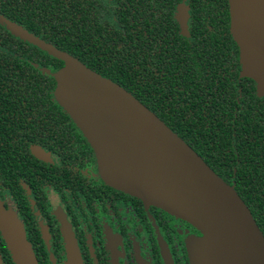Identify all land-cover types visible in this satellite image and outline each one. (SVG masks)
Returning <instances> with one entry per match:
<instances>
[{"label":"flooded vegetation","instance_id":"obj_1","mask_svg":"<svg viewBox=\"0 0 264 264\" xmlns=\"http://www.w3.org/2000/svg\"><path fill=\"white\" fill-rule=\"evenodd\" d=\"M222 2L74 0V13L78 15L81 10L79 16L87 26L101 29V33L91 36L95 38V35L101 34V49L106 52L100 55L92 52L89 59L99 63L94 64L103 78L118 82L124 68L150 69L148 56L157 60L160 55H165L172 63L170 55L159 54L160 50L166 53L171 46H181L189 52L190 45L197 42L196 31L192 27L196 21L202 22L203 26L198 41L207 40V36L218 39L229 35V46L223 50L233 54L235 47L238 61V48L229 31L227 0V24L219 23L224 19L217 13L223 12ZM209 9L216 14L208 15L206 11ZM83 20L77 18L73 25ZM210 20L217 22L214 23L215 31L209 25ZM131 22H134V30L125 32L126 24ZM10 23L27 33L24 26ZM0 25L12 39L10 51L13 57L24 56L23 68L27 73L30 66L29 57H26L27 47L17 49V42L30 43L7 30L1 21ZM0 52L4 53L2 48ZM173 54L180 55V51L174 50ZM142 61H147L144 62L145 68L139 69ZM159 66L155 64V67ZM8 87L9 93L2 100L9 111L12 114L21 115L23 111L28 114L31 98L29 82L27 86L11 83ZM39 98L41 100L37 104L54 109V112L50 110L48 113L49 120L57 111L54 118L57 121L53 120L57 126H32L34 142L14 144L12 140L5 145V149H0V203L4 209L13 212L22 225L36 263L63 264V230L67 228L82 264H189L186 241L199 237V232L188 222L108 186L98 173L94 150L69 115L58 110L57 99L52 94ZM33 123L40 124V121L33 120ZM57 130L61 140H67V144L53 145L50 142ZM42 131L49 134L39 133ZM223 131L229 132L223 138L231 141L222 144L226 151L222 156L233 157L235 169L247 163L248 178L251 180L249 192L253 196L259 186L264 187V149L259 153L261 161L253 157L246 159L243 156L245 152L240 153L239 150L245 146L235 141L232 126ZM227 180L234 183V174ZM253 203H256L254 198ZM0 263L13 264L1 236Z\"/></svg>","mask_w":264,"mask_h":264},{"label":"trees","instance_id":"obj_2","mask_svg":"<svg viewBox=\"0 0 264 264\" xmlns=\"http://www.w3.org/2000/svg\"><path fill=\"white\" fill-rule=\"evenodd\" d=\"M75 4L74 0H0V21L4 25L6 22H14L24 26L27 34L69 55L103 78V74L94 64L97 62L89 59L92 52L97 55L106 52L101 49V34L95 35V38L91 36L101 33V29L87 26L79 16L81 10L75 15ZM221 5L223 12L217 13L224 16V19L219 23L227 24L225 0ZM206 13L216 14L213 9ZM77 18L83 22L73 25ZM210 21L209 25L215 31L214 23L217 22ZM133 23L126 24L125 32L134 30ZM192 27L196 31L194 36L197 42L190 45L189 52H185L181 46H171L166 53L160 50L159 54L170 55L172 63L168 62L165 55H160L157 60L148 56L151 60L150 69L124 68L118 82L106 80L128 93L195 153L213 174L232 187L264 241V187L259 186L252 196L249 192L251 180L248 178L247 163L235 169L233 157L222 156L223 152L226 153L222 144L231 141L223 138L225 134H229L223 129L232 126L235 141L245 146L239 149L240 153L245 152L243 156L246 159L253 157L261 161L262 156L259 153L264 149V96L258 97L255 84L248 77L240 76L236 48H233V54L223 50L229 46V35L218 39L207 36V40H200V44L198 39L203 32L202 22H193ZM119 39L121 40V36ZM11 42L8 32L0 25V49L4 52H0V149H5V145L12 140L14 144L34 142L32 126H57L53 122L57 111L52 120H49L48 113L50 110L54 112V109L36 102L41 100L39 97L51 94L55 97L54 74L63 67V62L32 44L26 45L19 41L17 49L27 47L26 57H29L30 66L26 73L22 61L24 56L19 54L18 59L13 57L10 51ZM174 50H179L180 55L173 54ZM144 62L147 61H142L139 69L145 68ZM155 64L160 66L155 67ZM27 82L31 97L28 114L24 111L21 115L12 114L2 100L9 93L8 84L23 83L27 86ZM58 105V110L65 111L59 102ZM70 119L78 127L71 117ZM33 120L40 121V124L33 123ZM39 133L49 134L46 131ZM85 139L87 140L86 137ZM50 142L53 145L67 144V140H61L58 130L51 136ZM91 148L93 150L92 146ZM97 167L100 177L110 186L105 181L98 162ZM231 174L235 176L234 183L227 180ZM253 198L256 203L252 204ZM199 234V237L189 238L186 246L189 240L201 238L202 234ZM36 264L48 262L38 261Z\"/></svg>","mask_w":264,"mask_h":264},{"label":"water","instance_id":"obj_3","mask_svg":"<svg viewBox=\"0 0 264 264\" xmlns=\"http://www.w3.org/2000/svg\"><path fill=\"white\" fill-rule=\"evenodd\" d=\"M240 76L264 96V0H227ZM16 36L63 62L55 97L83 132L105 181L180 218L202 234L187 243L189 264H264V241L231 186L128 93L6 22ZM63 264H82L64 228ZM0 236L13 264H36L22 225L0 203ZM1 264V263H0Z\"/></svg>","mask_w":264,"mask_h":264}]
</instances>
